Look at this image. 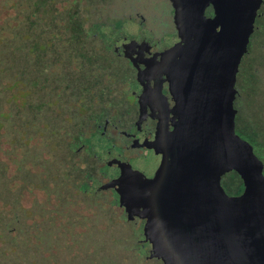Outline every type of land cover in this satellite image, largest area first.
<instances>
[{
    "label": "rangeland",
    "instance_id": "rangeland-1",
    "mask_svg": "<svg viewBox=\"0 0 264 264\" xmlns=\"http://www.w3.org/2000/svg\"><path fill=\"white\" fill-rule=\"evenodd\" d=\"M44 1L38 0V5ZM49 1L63 18H70L74 33H70L73 38L64 48L78 68L69 60L53 67L54 74L63 75L53 77L56 82L50 86L54 94L62 91L63 110L58 120L51 110L45 112V119L44 108L41 111L35 104L36 130L30 133L26 125H20L12 133L0 126V264H160L152 260L156 257H149L153 248L146 235L151 228L137 217V201L142 186L159 196L161 213L176 214L189 202L190 191L181 166L176 158L166 157L159 135L170 148L183 127V96L179 97L169 77L187 61L186 56L179 57L182 42L177 47L169 42L176 29L178 35L182 32L187 37L194 20V3L169 0L171 11L159 32L164 31L156 35L152 23L156 0ZM211 9L205 18L208 27L215 28L216 16ZM257 16L234 87V127L240 139L230 143L238 153L233 159L246 157L241 151L245 147L237 142L252 146L264 178V6L261 10L258 6ZM81 26L86 33L78 40ZM165 46L166 54L158 63L154 53L161 54ZM80 49L88 50L89 58L87 54L83 59L78 54ZM202 62L200 56L193 58L189 69L192 77L199 76ZM157 77H167L171 84L167 99L162 98L163 85ZM129 78L137 84L136 90H148V101L157 107V119L140 98L122 94L130 92ZM90 84L96 85L90 88ZM6 86L9 84L0 94L4 100V117H0L3 124L8 114L10 120L19 115L15 105H21L25 94L20 92L22 86ZM98 89L113 92L101 96L88 92ZM41 92L38 87L36 94ZM168 96L173 107L168 104ZM79 101L85 103L83 110L77 108ZM112 101L119 105L117 111L107 105ZM171 116L178 117L172 132ZM154 120L158 123L153 124ZM147 122L153 132L152 147L141 157L129 160L131 157H125L120 147L128 148L133 157L138 155L131 153L138 140L134 134L141 137L137 132L145 130ZM77 134L82 141L72 138ZM225 153L229 154L228 149ZM113 165L118 167L114 172ZM221 165L226 168L227 160ZM244 175L242 183L247 188L260 183L256 193L263 195L257 198L252 214L264 235V181L254 168Z\"/></svg>",
    "mask_w": 264,
    "mask_h": 264
},
{
    "label": "water",
    "instance_id": "water-1",
    "mask_svg": "<svg viewBox=\"0 0 264 264\" xmlns=\"http://www.w3.org/2000/svg\"><path fill=\"white\" fill-rule=\"evenodd\" d=\"M220 1L218 35L211 45L209 60L202 63L194 82L188 108L183 111L185 124L180 134L183 132L186 137L183 170L190 189L189 205L185 213L170 211L171 219L164 220L159 204H153L159 196L140 186L142 195L137 201V217L149 219L160 231L162 250L179 264H239L240 261L241 239L236 220L239 215L229 208L227 196L218 186V178L226 170L221 165L226 158L220 150L225 140L229 143L227 147H231L230 142L240 139L234 127V87L259 4L252 6L250 0H231L230 6L227 0ZM191 66L187 62L183 70L174 69L172 76L186 77ZM237 145L245 147L259 177L263 178L261 163L252 146L246 142ZM194 217L193 228V221L187 219ZM169 225L176 226L175 232ZM196 233L197 238H192Z\"/></svg>",
    "mask_w": 264,
    "mask_h": 264
},
{
    "label": "flooded vegetation",
    "instance_id": "flooded-vegetation-1",
    "mask_svg": "<svg viewBox=\"0 0 264 264\" xmlns=\"http://www.w3.org/2000/svg\"><path fill=\"white\" fill-rule=\"evenodd\" d=\"M192 2L194 3L193 11H192V15H193L194 20L192 23V28L188 29L189 33H188L187 37L185 35H183L182 32L178 35V31L176 29L174 35L170 36L171 39L169 38L170 39L169 43L172 44V46L177 47L182 42V44H181L182 45V48H181L182 51L180 52L181 56H179V57L182 58V56L183 57L186 56L184 59H185V61L190 62V64H192L193 58L195 56H200L204 60V62L206 63L209 60V56H210V52H211V45H212L213 41L215 40V38L219 32V24H220L221 19L218 18V15H219V2L221 5V1L220 0H192ZM227 2L230 3V6H231V0H227ZM250 2L252 4V6L255 4H259V9L260 10L263 9L264 0H250ZM154 4H155V8H157L156 9L157 13H156V15L154 14L155 16L152 19L153 30H154L156 35H159V34L161 35V33L164 30L162 32H159V31L161 29L165 28L168 14L171 11V8H170L171 4H170L169 0H156L154 2ZM209 7H212L211 10H213V12L215 13V16H216L215 28H214V26L211 28V27H208V25H207V19L205 18V16H206V13H207ZM80 29H81V34L78 36L83 37L84 34L86 33V29H84L83 26H81ZM61 31H62V29L60 30V32ZM70 33L71 34L74 33L73 29H71V25H69L68 33L65 36V37H68V40H66L65 42L62 43L58 39L59 37L55 38V39H57L56 40L57 42L53 43V48L54 49L59 48L60 47L59 44L62 45L64 48L66 46V43L69 42L73 38V35H70ZM180 35H182V36H180ZM79 37L77 38L78 40L82 38V37H80V38ZM163 40H164V38H163ZM184 42L186 43V45ZM164 44L167 45V41ZM168 46H170V45L168 44ZM184 46H186L188 48H183ZM171 48H173V47H171ZM166 49L167 48L165 46V48L162 50L161 54H159L157 52L154 53V55L157 57L155 59L158 63L161 62L162 59L164 58V53L166 54V52H165ZM82 50L86 51V49H80V51H78V54H80V56L84 59V56L87 55L89 52H88V50L86 52H82ZM101 52L104 53V51H101ZM66 54H67V60H69L71 63V59L73 58L72 54L69 51H66ZM96 56L99 57L100 53L96 52ZM104 57H106V56H104ZM87 58H89V54L87 55ZM56 66H57V64L55 63V65L53 67H56ZM71 66L75 67V69L78 68L77 62L74 63L72 61ZM177 70H183V65H180L177 68ZM54 77H63V75H61L60 73L54 74ZM121 78L122 77H119L120 81H122ZM157 78L159 79V81H157V82L158 83L161 82V84L163 85V88L161 89L162 98L167 99L166 95H168V91L170 89L171 84H170L167 77H157ZM197 78L198 77H192L191 74H187V73H186V77H173V76L169 77V79H171V82L174 85V87H176L175 90L178 92L179 97L183 96V98H181V100L182 99L183 100L180 102L181 103V110H183V111L186 110V108H188V104H189V100H190L189 95L191 93L192 88L195 86L194 82H196ZM129 79L131 80V83L129 84L130 92H123L122 94L125 95L126 93H130L132 98H134L136 96L138 98H140L142 100L140 102L142 104L146 105V107L148 106L150 108L151 112L154 114V119H157L156 116L158 115V112H157V110L155 111V108H157V107H156V105L152 104L153 102L148 101V99H150V97L147 96V94H146L148 92V90H142V89L140 90V87H139V89L136 90L135 85H137V84L134 82L133 78H129ZM164 79H166V81L162 82V80H164ZM55 82H56V79L53 80V77H52V82L49 83V87L51 86V84L54 85ZM149 82L152 84V86H154V82L153 83L151 81H149ZM95 85L96 84H90L88 87L93 88ZM179 90H180V92H179ZM88 92H90L94 96H101V94H103V93L110 94L113 91L112 90L98 89V90H92V91L90 90ZM52 93L53 92H51V95H52ZM61 95H62V91L55 92V94L52 95L48 100L49 101L48 104H50V105L48 106L49 108L46 110H51L52 113L53 112L55 113V117H56L55 120H58L59 116L62 115L63 107L61 105V102H62ZM127 97H128L127 99L129 100L130 95ZM129 102H130V100H129ZM133 102H134V100H133ZM149 103L151 104L152 107L150 106ZM84 104L85 103H82L81 101H79V103L77 104V108L79 110H83V108L85 107ZM168 104H170V107H173V105H174V102L170 96H168ZM107 105L108 106H114L116 108L115 110L116 111L118 110L119 105L114 101L109 102ZM37 106H39L41 110H43V108L45 110V107L42 108L40 105H37ZM149 108H146L147 109L146 113L148 114L147 116L150 117L151 114L149 113ZM66 117H67V114H66ZM68 117L70 118V116H68ZM114 117H115L114 114H112L111 118H114ZM178 117H179V115H178ZM178 117L177 118L173 117V116L170 117V120H169L170 121L169 122L170 132L173 131L172 125L176 121L178 122ZM149 121H152V120H149ZM156 123H158L157 120H154L153 124H156ZM178 124H180V123H178ZM184 124H185V118L183 116V123H181V125L184 126ZM151 125H152V123H151ZM44 127L46 128L47 126L44 125ZM149 128H150V123L147 122L145 124V130H143L142 132H137V133H141V137H140V135L134 134V136H137L138 140H136L137 142L134 144V146L131 147V149H133V151H131V153L134 154V153L138 152V155H135L133 157L129 153L128 148L126 149L125 147H123V148L120 147L122 154L125 157H128V156L131 157L129 160H132L136 157H141L142 155H144L147 152L148 149H150L152 147L151 142L154 140L152 138L153 132H150ZM166 132L169 133L168 130ZM71 136H72V138L76 139L75 141H80V140L82 141L83 140L81 134L80 135H78V134L77 135H71ZM159 139H160V143H162L161 144L162 148L165 147L164 153H166V157L176 158L177 162H179V164L181 166L182 173L184 174L185 172L183 170V165H184L185 161H183V160H185L184 153L187 150V146H186V142H185L186 137H184V133L182 132L181 134H179V132H178L176 134V138L173 141V143H171V146H170V148L172 147L171 150H169L170 149L169 147L164 145V143H163L164 137L162 139V136L159 135ZM183 143H185V144H183ZM228 144H229L228 141L225 140V142H224L225 146L220 150L221 154H224V157L227 160V165H226V170L224 172H221V175L218 178V186L226 194L227 200H228L227 205L229 206V208L232 209L237 215H239V218H236V220L238 221V232H239V236L241 239L239 264H264V235L262 234V231H261L262 227L260 226L259 221L255 220L253 218V214H252L254 211V208H256L257 204H258L257 198L263 194H259V193L257 194L256 193V188L259 186L260 183L258 184V186L256 188H247L246 185L242 183V180L245 176L244 174L246 173V171L250 170L251 168H254L256 171V166L253 163V161L248 157L245 150H241V151L246 154V157L240 156L237 159L231 158V157H234V155H237L238 153L236 151H234L233 148L227 147ZM227 148H228L229 154L225 153V150L227 151ZM232 151H234V152L232 153ZM69 154L71 155L70 152H69ZM117 168H118L117 166L113 165V167H112L113 172ZM185 174H184V177L186 178ZM259 179H261V178L259 177ZM187 182H188V180L186 178V185H187ZM188 188H189V186H188ZM189 191H190V189H189ZM258 191H259V189H258ZM153 204L158 205V201L156 203H153ZM188 205L189 204L187 203L185 208ZM185 208L184 209L181 208L180 210H177V212L178 213H183V212L185 213V211H186ZM169 212L168 213L167 212L162 213V215L165 217L164 220L171 219ZM193 219L195 220V217L192 219L188 218L187 220H188V222L193 221L192 225L194 228L196 226V221H194ZM142 222L149 223L150 228H151L150 234L146 235L147 236L146 239L150 240V243H151L152 248H153L152 250H150L148 252L149 257L150 256L156 257L157 260L155 258H153L152 260H154L160 264H179L178 261L174 260L169 254H167L165 251L162 250L160 240H159L160 239L159 238L160 237V231L157 230V228L152 225V223L149 221V219H147V220L144 219V221L142 220ZM169 227H170L171 231L175 232V228H176L175 225H169ZM171 236H172V234H171ZM197 236H198V233L194 234V236L192 238H197ZM122 263H123V261H122ZM142 264H145V263H142Z\"/></svg>",
    "mask_w": 264,
    "mask_h": 264
},
{
    "label": "trees",
    "instance_id": "trees-1",
    "mask_svg": "<svg viewBox=\"0 0 264 264\" xmlns=\"http://www.w3.org/2000/svg\"><path fill=\"white\" fill-rule=\"evenodd\" d=\"M69 20L63 18L62 12L49 0L42 6L38 5V0H0V94L7 84L6 87L22 86L20 92H25L21 105H15L19 115L10 120L8 114L5 123H0L7 131L14 133L20 125H26L31 133L37 129L35 104L45 107L43 114L49 108L53 66L67 61V49L60 44L54 49L53 43L57 42V37L62 43L68 40L65 36L71 25ZM38 87L42 91L40 95L36 94ZM3 105L4 100L0 99V117L4 115ZM44 116L46 119V113Z\"/></svg>",
    "mask_w": 264,
    "mask_h": 264
}]
</instances>
